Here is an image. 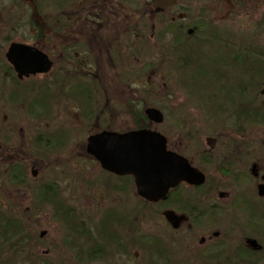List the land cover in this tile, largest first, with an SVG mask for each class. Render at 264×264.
Instances as JSON below:
<instances>
[{"label":"flooded vegetation","instance_id":"1","mask_svg":"<svg viewBox=\"0 0 264 264\" xmlns=\"http://www.w3.org/2000/svg\"><path fill=\"white\" fill-rule=\"evenodd\" d=\"M216 1L221 4L220 8L215 7L217 12H222L229 1L235 6L231 14L239 15L246 10L244 0ZM213 2L210 0L214 5ZM208 17L196 15L193 0H0V194L6 189L4 174L12 177L10 181L13 184L26 181L27 165L23 164L26 157L22 140H45L44 143L47 140H84L69 134H78L85 128L90 129L87 140L103 131L124 133L131 130L113 129L115 118L106 109L107 105L99 103L98 64L101 60L117 65L131 64L139 59L136 49H144L149 43L179 48L195 39V34L210 32L213 36L212 27H217L216 19ZM200 19L204 22L198 23ZM226 33L223 38L227 42L221 58L226 85L224 91L227 98L236 96L238 102L234 105V98L225 99L224 105L228 114L234 116V122L251 105L244 103V95H256L258 91L251 90L249 83H245V79L251 81L256 74L244 73L242 58L229 53L230 48H235L239 54H244V46L249 43L241 40L242 37L231 39ZM12 45L25 47L23 57L21 52L15 53L18 60L24 59L23 62H31L28 55L32 49L40 51L51 63L50 71L30 74L23 68L22 73H18L8 58ZM85 78L96 82L90 104L81 101L83 93L80 92L85 84L66 90L72 104L57 107L52 104V92L60 91L57 89L61 81L65 88L67 81H84ZM230 80L231 88L228 87ZM33 90L44 93L49 90L51 93L46 99L32 101L27 99V95ZM72 90L76 93L71 94ZM253 101L259 103L258 99ZM246 123L245 126L249 124ZM54 125L64 126L66 135L62 138L55 136L52 131ZM226 141L220 159L225 185L222 188L219 185L208 187L221 202H210L209 197L212 196L209 194L200 201L196 195V190L204 188L208 178L201 168L206 175L204 185L182 182L171 189L167 198L156 204L162 208L159 212L165 219L166 229L185 236L182 241L179 237L175 240L183 245L170 248L168 241L161 237V249L165 248L167 253L162 250L155 254L153 250V256L150 254L152 261L149 263L151 259L148 260L147 264H264V151L260 150H264V142ZM216 146L217 140L214 148L210 149L215 150ZM167 150L186 157L196 167L176 143L168 140ZM6 159L10 162H7L5 170ZM22 171L23 179L20 181ZM36 174L37 170H34L33 176ZM105 186L109 195L112 194V200L107 206L108 201H103L96 212V249L87 252L95 256L91 261L96 262L109 256L126 259L131 253V240L127 239L131 231V209L125 204L124 197L132 192L133 178L110 173ZM115 191L117 193H112ZM47 194L44 192L45 198ZM120 195L124 197L120 198ZM144 201L145 204H153ZM6 207L7 203L0 197V218L4 212L2 209ZM72 208L75 207L67 206L65 209L70 211ZM170 213L174 215L171 216L173 222L168 220ZM106 231L116 236H107V245L99 236ZM81 237L84 236H71L65 243L75 248ZM2 239L0 237L1 252L4 247ZM74 248H70L72 255L75 251L79 256L86 254L83 248ZM47 264L51 263L47 261Z\"/></svg>","mask_w":264,"mask_h":264},{"label":"rangeland","instance_id":"2","mask_svg":"<svg viewBox=\"0 0 264 264\" xmlns=\"http://www.w3.org/2000/svg\"><path fill=\"white\" fill-rule=\"evenodd\" d=\"M193 1L196 15L203 14L207 15V19L208 16L216 19L217 27H212L213 36L210 32L195 34V39H191L179 49L168 47L169 45L158 47L149 43L144 49H136L139 59L131 64L117 65L101 60L98 64L101 86L98 100L101 106L107 105L106 109L111 111L115 118L113 129L118 131L151 127L146 122L145 109L149 107L161 109L165 114V121L159 125L153 124L152 128L176 143L196 167L199 166L198 169L201 168L207 173L208 178L204 188L196 190L200 201L209 194L212 196L209 197V201L218 203L221 201L208 187L219 185L222 188L221 186L225 185V179L221 176L222 161L220 160L225 147L223 143H226V140L264 142V123H262L264 112L257 119H246V114L248 117V114L262 108L260 103L264 105V83L258 96H253L255 93L251 95L253 100L258 99L259 103L253 101L250 107L238 115L239 120L234 121L236 123L233 122L234 116L228 114L229 111L225 109L226 103L221 101V97L226 93L221 82L208 81L209 89L206 93L215 97L213 100L211 97L199 99L196 93L192 95V91L187 90L186 85L190 84L191 80L194 86L201 80L206 84L204 77L191 78L193 72L202 73L203 70L212 73L213 70H217L212 64L219 60L217 53H221L223 49L225 51V42H227L223 38L225 32L232 37L231 39L245 37L248 41L253 40L255 47H264V0H244L246 10L239 15L231 14L235 8L231 1L222 12L216 11L215 7H221L216 0L213 2L214 5L210 0ZM200 21L198 23L204 22L202 19ZM148 37L150 38V34ZM201 48L209 50L204 52ZM199 49L201 52L195 57L194 54ZM184 63H189L191 67L185 69ZM210 66L211 70H208ZM88 69L91 70L90 67ZM253 74L255 73L251 75ZM93 78L96 79V76ZM247 82L248 80H245V83ZM95 83L91 78H85L84 81L72 79L67 81V86L64 88L61 81L58 85L60 88L57 89L60 91L52 92V101H54L52 104H56V107L72 104L66 90L77 89L82 84L85 85L80 92L83 93L81 101H84L83 104L86 101L90 104L92 93L96 88ZM230 83L231 80L229 85ZM248 87L256 91L250 82ZM50 93L49 90L45 93L33 90L27 95V99L32 101L38 98L46 99ZM72 93H76L75 90H72ZM237 102L234 99V105ZM228 106L232 108L231 104ZM245 122L249 124L246 123L245 126ZM52 131L55 136L61 138L66 135L64 126L59 128V125H54ZM89 131V128H85L78 131V134H69L84 140H47V143H44L45 140H22L21 145L22 148L25 147L26 157V162L23 164L27 165L25 166L26 181L13 184L10 181L11 176L3 175L6 189L0 197L7 203V207L2 209L4 212L0 218V237L3 238L4 243L3 252L0 250V264H47V261L51 264H147L148 260L151 259L149 263L152 261L153 250L155 254L162 250L167 253L165 248L161 249V237L168 241L170 248L176 249L178 245H183L181 241L185 236L177 235L172 229H166L165 219L159 212L162 208L156 202L145 204V201L136 195L133 182V189H130L132 192L125 197L120 195V198L124 197L129 210L131 209V231L127 235V239L131 240L130 255L126 259L121 256H106L107 258L98 262L91 261L95 256L87 252L96 249V212L99 211L103 201H108L106 206L109 205L112 194L109 195L110 192L105 186L109 173L104 172L99 162L88 153L86 144ZM209 137L217 140L215 150L210 149L206 143ZM8 161V159L4 160L5 170ZM34 170H37L35 177ZM23 171L20 173V181ZM44 188H46L44 192L48 193L47 198L39 197L37 193L40 194L41 189ZM67 206L75 208L68 211L65 209ZM62 215H66L68 223ZM12 223L15 227L7 230L9 237L5 236L3 233L6 232V224ZM71 226H77L75 227L77 231L69 229ZM43 231L45 235L41 237ZM77 235L84 236L81 237L77 247L65 243L66 239ZM99 236L103 237L100 239L106 244L107 236L115 235H110L106 231ZM178 237L181 241L175 242ZM70 248H83L86 254L79 256L75 251L72 255ZM81 259L85 261H80Z\"/></svg>","mask_w":264,"mask_h":264},{"label":"water","instance_id":"3","mask_svg":"<svg viewBox=\"0 0 264 264\" xmlns=\"http://www.w3.org/2000/svg\"><path fill=\"white\" fill-rule=\"evenodd\" d=\"M16 52H21L23 57L25 47L12 45L8 53L9 60L20 74L23 68L34 74L48 72L51 68L48 58L36 49L28 55L31 62L18 60ZM145 113L155 124H162L165 120L163 112L157 108L150 107ZM207 143L214 148L215 139L209 137ZM87 150L104 169L119 175H132L138 194L147 201L158 202L166 198L170 189L183 181L192 185H202L206 181V176L187 158L167 150V138L158 131L103 132L88 139ZM172 215L167 216L170 222H173ZM44 235L45 232H42L41 236Z\"/></svg>","mask_w":264,"mask_h":264},{"label":"trees","instance_id":"4","mask_svg":"<svg viewBox=\"0 0 264 264\" xmlns=\"http://www.w3.org/2000/svg\"><path fill=\"white\" fill-rule=\"evenodd\" d=\"M241 40H243L245 43H249V44H246L244 46L245 47L244 48V54H239V52L235 48H230L229 53L231 54L233 52L232 54L235 57L242 58L243 65L241 66V68L244 70V72L246 74H248V73H255L256 74V78L252 79L251 81H248L247 83L250 82V84L256 88V91L260 92L259 90L261 89V85L264 83V47H253V46H255L254 41L253 40L248 41V39H246L245 37H242ZM179 48H181V47H179ZM179 48H177V49H179ZM201 50L204 52H207V50H209V49L208 48L207 49L201 48ZM223 50H221V53H219V52L217 53V58H219V60H217V62L215 64H212V66H216L217 70H213L212 73L208 72V71H203V70H202V73H199V71L194 73L192 68H191V71L193 72V74L191 75V78L204 77L205 78L204 81L205 82L207 81L206 84H203V82H202L203 80H201L196 86H194V83H192V80H191L190 84H187V85L185 84L187 90L192 91V95H194L196 93V96H198L199 99H200V97L201 98L211 97V99L213 100L215 97L208 96V93H206V90L209 89L208 81H210V80H214V81H217L219 83L221 82L223 91L226 89V85L224 83L223 76H222L223 70L221 67L222 66L221 58H223V53H222ZM200 52H201L200 49L196 50V54H194L195 57L199 56ZM208 58H209V56H208ZM184 64H186V66H188L187 68H186V66H184L185 69H189V67H191V65L189 63H184ZM208 70H211V66H210V68L208 67ZM201 93H203V94H201ZM256 96H258V93L255 95V97ZM233 98H234V96L233 97L230 96L228 98L226 96H222L221 101H222V103H226L225 99H232L233 100ZM236 98H234V99H236ZM243 99H244V103L246 105L249 103H252V101H253V98L251 95H244ZM247 99H249V101ZM203 105H205V104H203ZM260 107H262V108L259 110H256L255 112L251 113L250 115L248 114V117L246 114V119L247 120L257 119V117H259V115H261L264 112L263 104L260 103ZM262 123H264V118L262 119ZM62 217L66 218V215H64ZM13 226L15 227L14 223L6 224V229H5L6 232L5 233L2 232V233L5 236L8 235V237H9L7 230Z\"/></svg>","mask_w":264,"mask_h":264},{"label":"bare ground","instance_id":"5","mask_svg":"<svg viewBox=\"0 0 264 264\" xmlns=\"http://www.w3.org/2000/svg\"><path fill=\"white\" fill-rule=\"evenodd\" d=\"M44 232V231H43ZM42 233V232H41Z\"/></svg>","mask_w":264,"mask_h":264}]
</instances>
